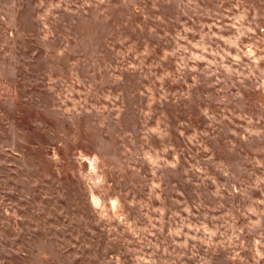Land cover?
I'll return each mask as SVG.
<instances>
[{
  "label": "rangeland",
  "instance_id": "1",
  "mask_svg": "<svg viewBox=\"0 0 264 264\" xmlns=\"http://www.w3.org/2000/svg\"><path fill=\"white\" fill-rule=\"evenodd\" d=\"M0 264H264V0H0Z\"/></svg>",
  "mask_w": 264,
  "mask_h": 264
},
{
  "label": "trees",
  "instance_id": "2",
  "mask_svg": "<svg viewBox=\"0 0 264 264\" xmlns=\"http://www.w3.org/2000/svg\"><path fill=\"white\" fill-rule=\"evenodd\" d=\"M110 9H111V8H110ZM137 10H138V9H135V11H137ZM101 12H102V14H105L104 11H101ZM114 16H115V15H114Z\"/></svg>",
  "mask_w": 264,
  "mask_h": 264
}]
</instances>
